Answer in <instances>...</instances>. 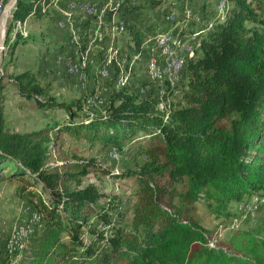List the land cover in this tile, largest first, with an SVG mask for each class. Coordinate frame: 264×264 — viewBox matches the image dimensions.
<instances>
[{
	"label": "trees",
	"instance_id": "trees-1",
	"mask_svg": "<svg viewBox=\"0 0 264 264\" xmlns=\"http://www.w3.org/2000/svg\"><path fill=\"white\" fill-rule=\"evenodd\" d=\"M127 1L118 0L121 5L109 14L123 13L131 35L133 7ZM228 1L222 19L194 34L197 48L184 63L186 83L178 102L160 107L156 96L120 89L112 90L101 110L80 114V100L58 101L49 84L26 69L13 75L11 84L38 109L66 110L69 121L18 132L5 123L0 81V182L17 180L22 197H36L35 212L41 216L25 244L6 251L5 264H264L260 230H237L211 244L195 213L194 203L203 199L216 218H226L231 201L243 196L259 200L264 191V17L257 12L259 2ZM54 3L16 0L12 23L24 21L32 11L41 15ZM114 29L111 37L120 32ZM111 37L103 35L100 52L112 63L116 38ZM28 38L17 34L15 43ZM120 73L114 83L125 72ZM63 133L118 148L139 141L137 151L146 154L138 172L125 174L137 181L132 217L103 236L102 252L85 242L81 228L92 212L109 219L112 200L99 202L97 186L82 185V178L99 164L67 154Z\"/></svg>",
	"mask_w": 264,
	"mask_h": 264
},
{
	"label": "rangeland",
	"instance_id": "rangeland-1",
	"mask_svg": "<svg viewBox=\"0 0 264 264\" xmlns=\"http://www.w3.org/2000/svg\"><path fill=\"white\" fill-rule=\"evenodd\" d=\"M7 1H4V5ZM60 1V7L64 9L59 11L58 8L49 7L45 13L36 16L32 11L24 21L12 23V8L7 18L0 61V81L3 84L1 107L5 123L12 131H30L44 126L46 122L55 121L63 126L69 121L66 110L38 109L33 99L24 98L11 84L13 75L26 69H31L41 84H49L50 93L58 101L69 103L80 100V114L101 110L107 104L112 90L124 89L138 96H156L160 107L168 101H180L181 90L186 83L184 71L174 81H166L160 86L159 79L148 74L147 57L150 48H144V41L151 45V39L157 33L175 31L174 35H180L182 32L196 49L197 39L194 43V34L202 27H207V23L213 24L214 20L222 19L229 5L227 0H128L126 3L133 7V14H129L133 31L128 35L127 28H123L120 35H114L118 56L111 63L109 73L103 77L99 75V70L104 64L106 53L100 52L102 45L99 33L110 36L112 27L109 25L112 23L106 18L104 26L100 22L103 20L105 9L116 4L118 0H76L78 3L92 4L108 1L101 12L88 10L91 14H87L81 7L69 9V0ZM250 1L253 5L261 3L257 12L264 17V0ZM118 15V21L127 24L123 13ZM175 20L180 22L177 27L175 26L179 23L174 24ZM247 24L251 25L250 22ZM17 34L29 35L30 38L26 42L19 41L16 45ZM87 48L89 51L86 55L84 50ZM78 49L86 57V65L82 72L77 73L69 71V64L78 63ZM194 51L186 55V62L195 55ZM152 52L155 53L154 50ZM121 70L129 78L123 88L117 89L114 80ZM77 119L76 122H79L80 117ZM61 136L62 146L67 154H74L82 159L92 158L99 164L98 168L92 169L82 178V185L95 184L102 194L99 202L105 201V198L112 200L113 206L108 211L109 219L101 220L97 216L98 213L92 212L87 223L81 228L85 242L91 243L102 252L106 250L103 236L113 234L114 227L124 225L132 217L137 181L135 176L125 174L138 172L146 161V154L137 151L139 141L126 142L118 148L103 146L98 141L76 140L67 133ZM104 170L120 175L110 176ZM18 184L17 180L0 182V264H5L6 251H14L15 246L21 248L29 234L41 223L40 214L35 212L36 197H22ZM244 197L246 196L239 202H230V215L226 218H216L210 213L203 199L194 203L196 216L207 231L211 244L227 240L235 231L247 228L260 230L264 235V191L259 200L252 197L249 201ZM249 205L251 210L248 209ZM62 236L65 239L66 234L63 233ZM17 238L18 245L15 243L10 246Z\"/></svg>",
	"mask_w": 264,
	"mask_h": 264
},
{
	"label": "bare ground",
	"instance_id": "bare-ground-1",
	"mask_svg": "<svg viewBox=\"0 0 264 264\" xmlns=\"http://www.w3.org/2000/svg\"><path fill=\"white\" fill-rule=\"evenodd\" d=\"M75 5H83L80 7L82 8V10H85V11L89 10V11L97 12L95 10H96V7L98 6V3H95V4L94 3L92 4L91 2L78 3L76 0H69V4H68L69 9H74L76 7ZM8 16H7V18H8ZM6 21H7V19L5 20V24H6ZM1 36L2 37H1L0 48L2 51V43L4 42V36H5V25H4V28L2 30ZM99 37H100V40H102L103 34H99ZM164 39H167V48L163 49V58H176L177 62H179L175 68V75H174V72L172 70H169V67H172V60H165V63H162V71H159V64H153V63H161V55L157 54L158 53V45H160ZM189 40L190 39L185 35L184 36L183 35H173L172 33H164V32L157 35V37L154 41L155 42L154 46L156 47V50L154 49L155 53H150L149 57L147 58V68H148V74L150 73L152 78L159 79L160 86L162 84H164L166 81H174V79L183 71V66L185 65L184 63H185L186 55L189 52H192L194 49L193 43L191 44ZM106 60H105L104 64L101 66V69L99 70V75H101L103 77L109 73V68L111 67V61L110 60L106 61ZM80 62L78 61V63H75V64H77L76 66L78 68V72H82V70H83V66H82V64H80ZM71 63L69 64V68L71 67ZM150 64H151V66H150ZM103 67L106 68L104 73H103ZM128 78L129 77L127 76L126 73L122 74L114 83L115 87H117V89L123 88L126 85V83L128 82ZM166 79H168V80H166ZM113 154H116V153H113ZM248 209L251 210L250 205L248 206ZM36 219H38V218H36ZM21 239L22 238H20V240ZM16 244L18 245V243H16ZM15 247H17V246H15Z\"/></svg>",
	"mask_w": 264,
	"mask_h": 264
},
{
	"label": "built area",
	"instance_id": "built-area-1",
	"mask_svg": "<svg viewBox=\"0 0 264 264\" xmlns=\"http://www.w3.org/2000/svg\"><path fill=\"white\" fill-rule=\"evenodd\" d=\"M107 2L106 3H99L98 6L96 7L95 11L101 12L103 10L104 6H106ZM57 6H58V11H59V9H64V7H60V4ZM75 6H76V9H78L80 6H83V5H75ZM87 14H91V13H88V11H87ZM114 30H121V22L118 21ZM164 48H167V39H164L161 42V44L158 45V53L157 54L161 55V63H153V64H159V71H162V63H165V60H172V67H169V70H172L174 72V75H175V68L179 62H177L176 58H163V49ZM86 51L87 52L89 51L88 48L86 49ZM150 66H151V64H150ZM105 70H106V68L103 67V73ZM69 71H76L78 73V68H77L75 62L73 64H71ZM113 155H115V154H113ZM18 238H19V236H18ZM18 238L16 239V241L14 243H11L10 246H14V244L16 242H19ZM9 250H11V249H9Z\"/></svg>",
	"mask_w": 264,
	"mask_h": 264
},
{
	"label": "crops",
	"instance_id": "crops-1",
	"mask_svg": "<svg viewBox=\"0 0 264 264\" xmlns=\"http://www.w3.org/2000/svg\"><path fill=\"white\" fill-rule=\"evenodd\" d=\"M68 1V0H67ZM60 4V6H61V1L59 2V0H55V3L51 6L52 8H58V6L57 5H59ZM120 3H118V2H116V4H114V5H112V7L111 8H109L107 11H106V14H104V15H102V16H104L103 17V20L100 22L101 24H103V26H104V18H106L107 20H109L110 21V23H112V24H114L115 26L117 25V21H118V19H120V17H118L119 15V13H118V11H115L114 13L112 12V14L110 15L109 14V11H111V10H113L114 8H115V6L116 5H119ZM60 13H61V11H60ZM123 21V20H122ZM109 23V22H108ZM109 23V24H110ZM112 24H110L109 26H112ZM121 25L122 26H124V28H125V30H126V27H125V25H124V22H121ZM100 26V25H99ZM115 26H112L113 28H115ZM121 29H123L122 27H121ZM121 32V31H120ZM120 32H117V33H115V35L116 36H118V35H120ZM125 32V31H124ZM123 32V33H124ZM99 34H102V33H99ZM111 36V35H110ZM111 38H114V37H111ZM148 38V37H147ZM146 38V39H147ZM151 39V38H150ZM152 40V39H151ZM144 48H150V52L149 53H151V51L153 50V48H154V45L153 44H151V45H148L147 43H145V41H144ZM115 53H114V61H115V58L118 56V49H117V47L115 48ZM84 53L87 55L88 54V52H86L85 50H84ZM107 56V55H106ZM105 56V57H106ZM79 61H81L80 63L82 64V66H83V68L85 67V65H86V57H84L83 55H82V53H81V51H80V54H79V59H78ZM117 60V59H116Z\"/></svg>",
	"mask_w": 264,
	"mask_h": 264
},
{
	"label": "water",
	"instance_id": "water-1",
	"mask_svg": "<svg viewBox=\"0 0 264 264\" xmlns=\"http://www.w3.org/2000/svg\"><path fill=\"white\" fill-rule=\"evenodd\" d=\"M15 3H16V0H8L0 13V46H1V37H2L1 35H2V30L4 28V25H5V20L7 19V16L11 12ZM1 54H2V51L0 48V61H1Z\"/></svg>",
	"mask_w": 264,
	"mask_h": 264
}]
</instances>
